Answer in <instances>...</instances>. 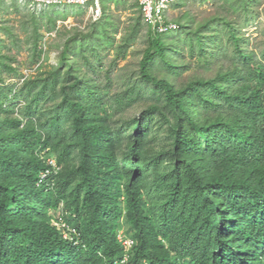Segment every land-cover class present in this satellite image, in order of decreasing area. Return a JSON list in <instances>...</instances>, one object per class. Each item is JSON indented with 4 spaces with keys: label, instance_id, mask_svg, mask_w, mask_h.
Returning a JSON list of instances; mask_svg holds the SVG:
<instances>
[{
    "label": "trees",
    "instance_id": "trees-1",
    "mask_svg": "<svg viewBox=\"0 0 264 264\" xmlns=\"http://www.w3.org/2000/svg\"><path fill=\"white\" fill-rule=\"evenodd\" d=\"M109 2L120 3L102 0L101 18L68 37L58 64L44 68L42 29H56L58 11L0 0V264H119L126 255L125 264H264L257 0H221L207 17L187 11L169 33L148 27L136 80L121 79L120 90L111 72L141 14L102 74V52L115 44ZM18 30L37 66L8 84L6 75L21 74ZM120 231L133 240L127 251Z\"/></svg>",
    "mask_w": 264,
    "mask_h": 264
},
{
    "label": "rangeland",
    "instance_id": "rangeland-1",
    "mask_svg": "<svg viewBox=\"0 0 264 264\" xmlns=\"http://www.w3.org/2000/svg\"><path fill=\"white\" fill-rule=\"evenodd\" d=\"M120 3L116 6V4L109 2V9L107 14L109 15V19L111 23L108 24V30L111 34H113L115 39V44L108 48V50H103V61H102V69L103 73L108 68H112L113 61L115 59V51L113 47L121 44V38L124 35L123 33H127L129 30H132L136 19L140 17L139 14V5L137 0H119ZM220 3L221 0H184V6L175 7L171 9L169 12V16L172 19L178 20L185 12L198 14V17H207L210 11L213 10L215 4ZM36 7V8H35ZM255 7L260 9L262 13H264V0H257L255 3ZM32 10L40 9L37 6H29ZM50 11H58V20L56 22V29L47 32L43 30L44 34V54L40 57V62L42 63L44 68H47L49 65L56 66L59 62V56L61 50L63 49V45L68 37L75 36L78 31L87 32L90 30L89 27V16L86 9L80 8L76 5H54L50 8ZM81 12V14H79ZM61 14H66V18L62 20ZM7 17V16H5ZM8 18L11 20V23L15 25L16 29H19V25L16 23V18L13 14L9 15ZM92 21V20H91ZM257 23V22H256ZM256 23L251 24L248 28L245 29L246 36L250 38V45L255 42L254 37L257 36L255 25ZM148 25L142 20L141 17V26L137 36L133 40V44L127 49L126 57L123 60H118L117 66L112 69L111 76L113 78V87L115 90H120L124 81L121 79H125L129 81L136 80L135 73L138 69V63L142 56V51L146 46V33L148 30ZM18 45L23 50L17 57L15 64L20 63V76L14 75H6V83H21L24 77H27L29 74L33 73L36 69V66L30 65V58L28 56L26 49V43L24 38V33L22 30H18L16 32ZM5 44L12 46V39L6 37L5 35L1 36ZM78 38V37H77ZM104 38V37H103ZM79 39H81L79 37ZM6 51L5 49L3 50ZM12 52H15L14 47H12ZM87 55H91L90 51L86 52ZM92 61H94V57L91 56ZM82 62V60H81ZM83 63V62H82ZM14 65V64H13ZM130 77L132 79H130Z\"/></svg>",
    "mask_w": 264,
    "mask_h": 264
},
{
    "label": "built area",
    "instance_id": "built-area-1",
    "mask_svg": "<svg viewBox=\"0 0 264 264\" xmlns=\"http://www.w3.org/2000/svg\"><path fill=\"white\" fill-rule=\"evenodd\" d=\"M142 20L152 29L154 33H169L176 31L179 25L172 20L169 12L175 4V0H137ZM31 6L46 7L51 5H76L86 9L92 21H98L102 15V0H31ZM50 164L55 166L54 161ZM132 240H124L125 248L132 245ZM126 257L119 264H125Z\"/></svg>",
    "mask_w": 264,
    "mask_h": 264
},
{
    "label": "clouds",
    "instance_id": "clouds-1",
    "mask_svg": "<svg viewBox=\"0 0 264 264\" xmlns=\"http://www.w3.org/2000/svg\"><path fill=\"white\" fill-rule=\"evenodd\" d=\"M50 160H52V161H54V163H55V166H53L52 164H50L49 163V161ZM47 162H48V164L52 167V169L54 170V169H58V166H57V164H56V161H55V159L53 158V157H48L47 158ZM47 174H50V172L48 173V170H46L45 172H43V173H41V175H40V177H41V179H43ZM53 224H54V226H56L57 228H59V229H61L62 230V232H63V237H68L69 236V227H68V225H65V223L64 222H62L59 218H57L56 220H54V222H53ZM120 233V235L118 236V239H119V241H120V244L122 245V247H123V249L125 250V251H127L129 248H125V246H124V244H123V241L124 240H132V239H130V238H123L122 236H121V231L119 232ZM132 242H133V240H132ZM133 244V243H132ZM132 246V245H131ZM124 257H126V262L125 263H127V261H128V256L126 255V256H124ZM123 257V258H124ZM123 259H121L120 261H122ZM119 261V262H120ZM143 264H147V262H144Z\"/></svg>",
    "mask_w": 264,
    "mask_h": 264
}]
</instances>
